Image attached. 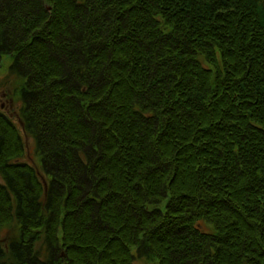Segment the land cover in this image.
I'll return each mask as SVG.
<instances>
[{"label":"trees","instance_id":"trees-1","mask_svg":"<svg viewBox=\"0 0 264 264\" xmlns=\"http://www.w3.org/2000/svg\"><path fill=\"white\" fill-rule=\"evenodd\" d=\"M7 55L0 264H264V0H0Z\"/></svg>","mask_w":264,"mask_h":264},{"label":"rangeland","instance_id":"rangeland-1","mask_svg":"<svg viewBox=\"0 0 264 264\" xmlns=\"http://www.w3.org/2000/svg\"><path fill=\"white\" fill-rule=\"evenodd\" d=\"M11 61L10 56H3L0 61V106L1 108L8 113V115L17 123V125L20 127V122L18 118V111L16 109V103L13 100V97L11 96L10 89L13 87V83L9 82L6 78L7 69L9 66V63ZM22 132V129H21ZM23 140L25 143V156L23 158L24 161L29 162L33 166H35L38 170H40L39 164H38V158L35 154V142L34 140L24 134ZM164 206V205H163ZM204 229L209 230V226L204 224ZM9 232H2L0 233V237L3 236H10L11 234H8ZM135 250V249H134ZM136 254V253H135ZM135 264H158L157 260L154 258H151L147 255L142 256H136L135 258Z\"/></svg>","mask_w":264,"mask_h":264}]
</instances>
